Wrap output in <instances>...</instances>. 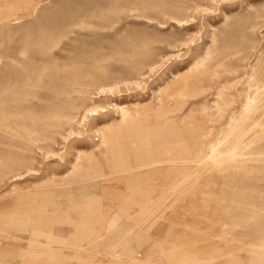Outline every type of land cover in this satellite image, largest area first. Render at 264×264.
I'll list each match as a JSON object with an SVG mask.
<instances>
[{
  "label": "rangeland",
  "instance_id": "374dc122",
  "mask_svg": "<svg viewBox=\"0 0 264 264\" xmlns=\"http://www.w3.org/2000/svg\"><path fill=\"white\" fill-rule=\"evenodd\" d=\"M0 264H264V0H0Z\"/></svg>",
  "mask_w": 264,
  "mask_h": 264
},
{
  "label": "bare ground",
  "instance_id": "6f19581e",
  "mask_svg": "<svg viewBox=\"0 0 264 264\" xmlns=\"http://www.w3.org/2000/svg\"><path fill=\"white\" fill-rule=\"evenodd\" d=\"M208 129V128H207ZM206 133V132H205ZM207 134V133H206ZM215 144V143H214ZM209 145H211V144H209ZM208 145V146H209ZM217 146V145H216ZM216 146H211V152H209L210 154H211V156L212 157H215L217 154H216ZM206 148V147H205ZM210 151V150H209ZM206 152V151H205ZM223 153V152H222ZM204 155H205V153H204ZM209 154L207 153V156H208ZM203 156V155H202ZM226 156V155H225ZM203 157H205V156H203ZM203 157H202V159H203ZM208 158V157H207ZM221 158H223V157H221ZM103 160V159H102ZM205 160H206V158H205ZM209 160V159H208ZM202 161V160H201ZM172 162V161H171ZM174 162H178V161H173L172 163H174ZM209 162V161H208ZM171 163V164H172ZM204 163V162H203ZM175 164V163H174ZM180 164V163H179ZM194 164V163H193ZM196 164H198V163H196ZM143 168V167H142ZM177 168V167H176ZM137 169H139V168H137ZM166 169V168H165ZM133 170H135V169H133ZM193 170V169H192ZM128 171V170H127ZM174 188H176V187H174ZM173 188V189H174Z\"/></svg>",
  "mask_w": 264,
  "mask_h": 264
}]
</instances>
